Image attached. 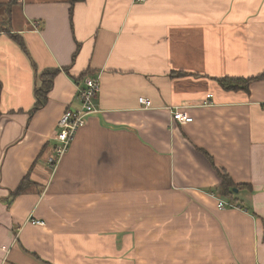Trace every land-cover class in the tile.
Instances as JSON below:
<instances>
[{
  "label": "crops",
  "instance_id": "crops-1",
  "mask_svg": "<svg viewBox=\"0 0 264 264\" xmlns=\"http://www.w3.org/2000/svg\"><path fill=\"white\" fill-rule=\"evenodd\" d=\"M9 1L0 264H264V79L249 91L216 79L264 71V0ZM100 71L99 111L53 170L61 114ZM184 104L182 123L168 107ZM218 168L244 185L234 200L217 193Z\"/></svg>",
  "mask_w": 264,
  "mask_h": 264
},
{
  "label": "built area",
  "instance_id": "built-area-1",
  "mask_svg": "<svg viewBox=\"0 0 264 264\" xmlns=\"http://www.w3.org/2000/svg\"><path fill=\"white\" fill-rule=\"evenodd\" d=\"M101 71L96 75L88 74L83 77L82 83H77L78 96L81 101L80 107L66 109L61 115L58 122V131L55 137L57 145L54 147L52 154L49 156V163L52 164L54 170L59 164L61 157L69 150L71 142L75 138L79 128L84 126L88 120V117L92 113H96L99 110L95 107L94 97L98 94L100 85ZM208 96L211 97V94ZM140 104L145 107L152 105L151 98L141 95L139 97ZM187 106L184 104L170 105L169 111L172 113V117L182 123L192 121L194 117L187 111ZM212 196L217 198V206L221 209H227L231 207H239L235 202L221 197L217 194L211 193ZM30 222L34 224L43 225L45 222L39 218L31 217Z\"/></svg>",
  "mask_w": 264,
  "mask_h": 264
},
{
  "label": "trees",
  "instance_id": "trees-1",
  "mask_svg": "<svg viewBox=\"0 0 264 264\" xmlns=\"http://www.w3.org/2000/svg\"><path fill=\"white\" fill-rule=\"evenodd\" d=\"M12 1L10 0L7 4H6V8L9 11L10 10V5ZM11 36L14 38L15 41H17V43L19 45H21V47L24 49V51L28 52L27 49V45H25L23 39L21 38V36L19 34L10 32ZM67 69V68H66ZM57 68L54 69H50V71H43L45 74H48L51 79L47 80V82L44 83V85L41 87V89L38 90V96L39 98H37V106H40L43 101L46 99V93L51 89L52 86V77L55 75V72L57 71ZM217 81H219V83L222 85L223 88H227V89H244L246 91H249L250 89V85L252 82H255V80L258 79H264V71L256 74L254 76H240V77H236V76H231V75H226V76H222V77H217L216 78ZM2 81L0 80V118H1V114H2V110H1V97H2ZM213 161V160H212ZM218 171L220 173L221 176V183L219 185L216 186V191L219 195H222L228 199H235V191L234 188H239V187H243L244 185L241 184H237L235 183V181H233V179L231 178L230 174H228L226 171L221 170L218 168ZM31 179L29 175H26L22 181L20 182L19 186L17 187L15 194L16 193H20L25 191L28 187V185L30 184Z\"/></svg>",
  "mask_w": 264,
  "mask_h": 264
},
{
  "label": "water",
  "instance_id": "water-1",
  "mask_svg": "<svg viewBox=\"0 0 264 264\" xmlns=\"http://www.w3.org/2000/svg\"><path fill=\"white\" fill-rule=\"evenodd\" d=\"M234 191H237V188H234Z\"/></svg>",
  "mask_w": 264,
  "mask_h": 264
}]
</instances>
